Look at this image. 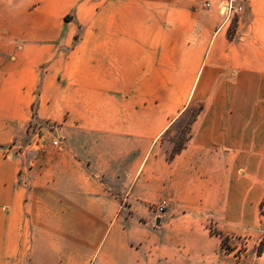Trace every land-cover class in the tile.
I'll return each instance as SVG.
<instances>
[{
    "label": "crops",
    "instance_id": "obj_1",
    "mask_svg": "<svg viewBox=\"0 0 264 264\" xmlns=\"http://www.w3.org/2000/svg\"><path fill=\"white\" fill-rule=\"evenodd\" d=\"M225 4L0 0V264L238 263L208 225L258 198L240 174L264 153V0L233 38Z\"/></svg>",
    "mask_w": 264,
    "mask_h": 264
},
{
    "label": "rangeland",
    "instance_id": "obj_2",
    "mask_svg": "<svg viewBox=\"0 0 264 264\" xmlns=\"http://www.w3.org/2000/svg\"><path fill=\"white\" fill-rule=\"evenodd\" d=\"M235 23L231 26L233 28ZM199 105H191L183 114L174 122L171 129L167 132L163 142L165 144H171L180 147L187 139L190 132L191 122L199 110ZM47 130L48 126L44 125ZM32 134L37 136L42 134V130L37 127L34 128V124L29 127ZM39 143V140L36 144ZM28 144H34L33 138L25 136L21 140L22 147H27ZM35 146V144L33 145ZM36 147V146H35ZM262 167L256 169H246L241 172L243 179L246 183V193L256 191L258 193V198L255 201H251L250 204L252 208H249V202L247 201L246 207V222L244 225L235 228L232 231L223 232L225 235L229 236V241L226 243L228 247L231 248L232 261L238 262L237 264H264V220L260 216L259 205L264 197V153L258 156ZM258 191V192H257ZM248 199V197H247ZM254 205V206H253ZM255 205H257L255 207ZM236 220L231 218L229 223L231 225H236ZM237 226V225H236ZM208 227L218 230L215 224H209ZM263 247V253L258 254L259 249ZM226 251V250H225ZM227 252V251H226Z\"/></svg>",
    "mask_w": 264,
    "mask_h": 264
},
{
    "label": "trees",
    "instance_id": "obj_3",
    "mask_svg": "<svg viewBox=\"0 0 264 264\" xmlns=\"http://www.w3.org/2000/svg\"><path fill=\"white\" fill-rule=\"evenodd\" d=\"M229 36L231 38L234 37V27L230 29ZM201 110H202V106L199 107L198 112L196 113V115L194 116V118H193V120L191 122L190 132H189V135H188L187 139L185 140V142L180 147H177V146H174L173 147V150H172V152L170 154V158H173L177 154L181 153L182 150L186 147L187 142H188V140L190 139V136H191V126H192V123L196 120V118H197V116H198V114L200 113ZM260 216H261V219L264 220V197H263V200L260 203ZM209 230H210L211 235L219 236V237L222 238V246H223V248L227 252H230L231 251V248L228 247V245L226 244L229 241V236L225 235L223 232H220V231H217V230L213 229L212 227H210ZM262 245H264V241L262 242ZM262 253H263V247H261L259 249V251H258V254L259 255L262 254Z\"/></svg>",
    "mask_w": 264,
    "mask_h": 264
},
{
    "label": "built area",
    "instance_id": "obj_4",
    "mask_svg": "<svg viewBox=\"0 0 264 264\" xmlns=\"http://www.w3.org/2000/svg\"><path fill=\"white\" fill-rule=\"evenodd\" d=\"M245 0H226V11L229 19L231 20L232 23L238 18L240 12L242 11L243 8V2ZM39 140V143L37 141ZM40 144V138L37 136L35 146L38 148ZM56 145L57 142H54ZM168 207V202L167 201H161L159 203H155L151 206V211L157 215L163 214Z\"/></svg>",
    "mask_w": 264,
    "mask_h": 264
}]
</instances>
